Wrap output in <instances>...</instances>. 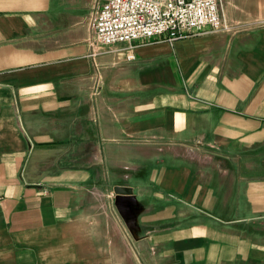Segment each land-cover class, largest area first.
Masks as SVG:
<instances>
[{
	"label": "crops",
	"instance_id": "obj_1",
	"mask_svg": "<svg viewBox=\"0 0 264 264\" xmlns=\"http://www.w3.org/2000/svg\"><path fill=\"white\" fill-rule=\"evenodd\" d=\"M101 2L0 0V264H264V0L116 46Z\"/></svg>",
	"mask_w": 264,
	"mask_h": 264
},
{
	"label": "built area",
	"instance_id": "obj_2",
	"mask_svg": "<svg viewBox=\"0 0 264 264\" xmlns=\"http://www.w3.org/2000/svg\"><path fill=\"white\" fill-rule=\"evenodd\" d=\"M89 27L103 46L147 43L161 37L176 42L225 29L222 0H102Z\"/></svg>",
	"mask_w": 264,
	"mask_h": 264
},
{
	"label": "water",
	"instance_id": "obj_3",
	"mask_svg": "<svg viewBox=\"0 0 264 264\" xmlns=\"http://www.w3.org/2000/svg\"><path fill=\"white\" fill-rule=\"evenodd\" d=\"M114 196L115 206L120 216L123 218L128 228H134L136 225L137 213L132 209V206L136 205V197L133 195V189L124 186H116L114 188ZM123 202H128V206H123ZM125 209H127V211Z\"/></svg>",
	"mask_w": 264,
	"mask_h": 264
},
{
	"label": "rangeland",
	"instance_id": "obj_4",
	"mask_svg": "<svg viewBox=\"0 0 264 264\" xmlns=\"http://www.w3.org/2000/svg\"><path fill=\"white\" fill-rule=\"evenodd\" d=\"M97 5V4H96ZM92 11V9H91ZM111 189V188H110ZM113 193V189L110 191ZM111 197L113 198L114 197V194H111ZM124 203V202H123ZM127 205L128 206V202L124 203L123 206ZM115 207V206H114ZM116 208V207H115ZM126 208V207H125ZM127 211V209H125Z\"/></svg>",
	"mask_w": 264,
	"mask_h": 264
}]
</instances>
